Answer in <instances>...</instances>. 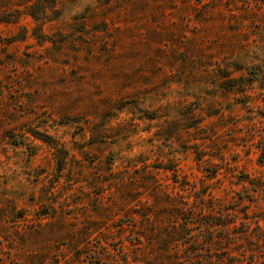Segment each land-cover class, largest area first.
Masks as SVG:
<instances>
[{
    "label": "rangeland",
    "instance_id": "obj_1",
    "mask_svg": "<svg viewBox=\"0 0 264 264\" xmlns=\"http://www.w3.org/2000/svg\"><path fill=\"white\" fill-rule=\"evenodd\" d=\"M263 145L264 0H0V264H264Z\"/></svg>",
    "mask_w": 264,
    "mask_h": 264
},
{
    "label": "trees",
    "instance_id": "obj_2",
    "mask_svg": "<svg viewBox=\"0 0 264 264\" xmlns=\"http://www.w3.org/2000/svg\"><path fill=\"white\" fill-rule=\"evenodd\" d=\"M259 162L261 165L264 166V145L262 146L261 148V154H260V157H259ZM259 182H264V181H259ZM165 196H166V201L167 202H174V196H173V193L172 192H169L168 189H165ZM214 197H212L210 199V203H213V206H210L206 203V201H208L207 198H200V203H201V207L202 208H206L208 209L209 211H212L213 209H218L219 210V218L220 219H223V222L222 223H219V222H214V221H211V223H206L205 226L210 229V228H215V227H222L224 229L226 228H229V227H232L235 225V227H237L236 223H237V220H233V221H229L227 220L228 218V213H224V209L225 207L222 206V204H216L214 201H213ZM209 202V201H208ZM216 205V206H215ZM241 211L243 214H244V218H237L238 220L240 219L241 220V226L244 227V231L243 233H248L251 229H253L254 227H260L261 224H260V219H257V220H253L252 217H249V214L246 212V210L244 209H241L239 210ZM231 215V214H230ZM232 215L234 216H238V211L236 213H232ZM181 217V216H179ZM239 217V216H238ZM260 217V216H259ZM182 219V217H181ZM253 225H256L253 227ZM174 230H179L178 228H174ZM185 231V230H184ZM175 237V236H174ZM172 238V237H171ZM173 241H176L175 238L173 239Z\"/></svg>",
    "mask_w": 264,
    "mask_h": 264
}]
</instances>
